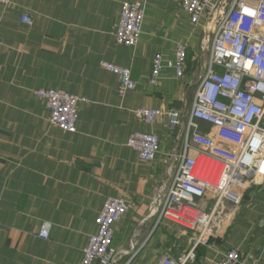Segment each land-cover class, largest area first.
Returning <instances> with one entry per match:
<instances>
[{"label":"crops","instance_id":"0c3cea01","mask_svg":"<svg viewBox=\"0 0 264 264\" xmlns=\"http://www.w3.org/2000/svg\"><path fill=\"white\" fill-rule=\"evenodd\" d=\"M124 1L145 6L135 48L115 41ZM23 14L32 17L31 26L21 22ZM213 29L209 15L192 24L175 0L0 5V264L79 263L109 197L130 205L114 225L115 264H157L166 254L174 260L193 256L183 264H209L233 248L240 264H264V180L244 191L240 205H221L206 245L195 246L191 232L151 214L157 188L172 177L167 163L180 137L168 130L166 115L149 126L134 111L189 112ZM177 43L187 46L183 75L164 70L150 85L154 56L173 58ZM102 61L129 68L136 90L119 97V80L100 69ZM39 89H62L88 100L79 104L74 134L50 124L44 102L34 94ZM136 131L158 135L160 153L153 161L140 162L126 146ZM213 203L208 198L203 209L209 212ZM43 222L52 224L48 239L38 235Z\"/></svg>","mask_w":264,"mask_h":264},{"label":"built area","instance_id":"2783aa9c","mask_svg":"<svg viewBox=\"0 0 264 264\" xmlns=\"http://www.w3.org/2000/svg\"><path fill=\"white\" fill-rule=\"evenodd\" d=\"M197 24L209 15L214 29L207 41L208 62L199 76L189 112L164 113L146 107L134 111L137 118L152 126L166 115L168 130L178 132L180 145L168 159L169 184L157 188L152 215L181 226L196 236L194 245H206L215 233L214 218L224 204L238 206L244 191L264 180V0H175ZM10 0H0V5ZM115 27V41L120 46L135 48L142 34L145 6L141 1H124ZM21 22L31 26L33 19L23 14ZM187 46L177 43L173 58L159 53L152 60L148 78L156 85L164 70L177 77L184 73ZM100 69L119 80L118 95L136 90L131 70L111 62H100ZM49 113L50 124L62 132L74 134L79 120V104L88 100L62 89H39ZM206 126L208 131L204 130ZM140 162H151L160 153L159 137L155 133L136 131L127 139ZM173 174V175H172ZM213 200L206 212L203 204ZM121 197L105 198L98 212L94 235L88 238L83 256L77 264H115L113 249L114 225L129 210ZM50 222H43L38 235L48 239ZM174 260L164 255L157 264H183L192 258ZM237 249H230L209 264H240Z\"/></svg>","mask_w":264,"mask_h":264},{"label":"rangeland","instance_id":"374dc122","mask_svg":"<svg viewBox=\"0 0 264 264\" xmlns=\"http://www.w3.org/2000/svg\"><path fill=\"white\" fill-rule=\"evenodd\" d=\"M208 56H209V51L208 49H206L205 51L202 52L201 54V61L203 62V64L206 65V63L208 62Z\"/></svg>","mask_w":264,"mask_h":264}]
</instances>
